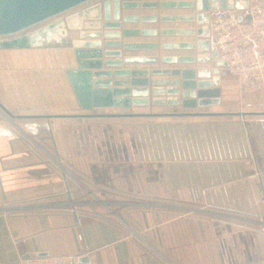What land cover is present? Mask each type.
Segmentation results:
<instances>
[{"label":"crops","instance_id":"1","mask_svg":"<svg viewBox=\"0 0 264 264\" xmlns=\"http://www.w3.org/2000/svg\"><path fill=\"white\" fill-rule=\"evenodd\" d=\"M262 1L100 0L70 47L0 51V264H264V92L211 46Z\"/></svg>","mask_w":264,"mask_h":264},{"label":"built area","instance_id":"2","mask_svg":"<svg viewBox=\"0 0 264 264\" xmlns=\"http://www.w3.org/2000/svg\"><path fill=\"white\" fill-rule=\"evenodd\" d=\"M213 61L227 78L237 82L239 96L248 99L264 92V1L248 8L216 10L211 25ZM84 201V200H83ZM21 264H82L79 256H33Z\"/></svg>","mask_w":264,"mask_h":264},{"label":"water","instance_id":"3","mask_svg":"<svg viewBox=\"0 0 264 264\" xmlns=\"http://www.w3.org/2000/svg\"><path fill=\"white\" fill-rule=\"evenodd\" d=\"M93 1L96 0H0V51L70 47L65 20H53ZM50 21L53 22L48 23ZM45 23L48 24L39 27ZM218 66L226 67L227 64L219 63ZM104 203L117 211L110 197H106ZM78 204L86 203L80 201Z\"/></svg>","mask_w":264,"mask_h":264},{"label":"rangeland","instance_id":"4","mask_svg":"<svg viewBox=\"0 0 264 264\" xmlns=\"http://www.w3.org/2000/svg\"><path fill=\"white\" fill-rule=\"evenodd\" d=\"M98 1H100V0H96V1H93V2H90V3H88V4H86V5H84V6H82V7H79V8H77V9H75V10H73V11H71V12H74V11H78V12H81V13H88V12H90V13H95L96 12V7H95V4L98 2ZM69 13V12H68ZM67 14V13H66ZM65 15V14H64ZM64 15H62V16H64ZM62 16H60V17H58V18H56V19H54V20H57V19H60V18H62ZM49 23V22H48ZM48 23H45V24H43V25H41V26H39V27H43V26H45V25H47ZM50 23H52V21L50 22ZM249 99V98H248ZM243 100H246L247 101V99H243ZM245 102V101H244ZM72 172V171H71ZM75 178L77 177V176H75V175H73ZM79 177H77V179H78ZM79 181H80V179H78ZM81 184H83L82 182H80ZM92 191L93 190H96V189H91ZM94 194H96V192L94 191ZM111 195H109V197L111 198V200L112 201H117V202H122L123 203V205H118L117 207H118V210H119V212H117V213H115L116 215L119 213V214H121L122 215V213L124 212V211H126V210H128V209H131V207H133V201H135V200H133V199H122V198H120L119 196H117V195H115V196H117V197H115L114 196V194L112 195V193H110ZM101 197H103V196H101ZM98 198H100V196H98ZM91 199H93V198H91ZM102 199V198H101ZM94 200V199H93ZM109 207H110V205H109ZM122 217H124L123 215H122Z\"/></svg>","mask_w":264,"mask_h":264},{"label":"bare ground","instance_id":"5","mask_svg":"<svg viewBox=\"0 0 264 264\" xmlns=\"http://www.w3.org/2000/svg\"><path fill=\"white\" fill-rule=\"evenodd\" d=\"M114 204H117V202L114 200Z\"/></svg>","mask_w":264,"mask_h":264}]
</instances>
